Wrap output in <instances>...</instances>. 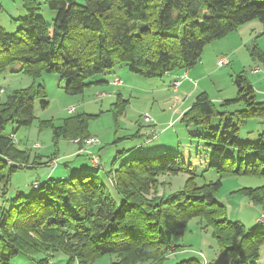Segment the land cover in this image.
I'll return each mask as SVG.
<instances>
[{
  "label": "trees",
  "instance_id": "1",
  "mask_svg": "<svg viewBox=\"0 0 264 264\" xmlns=\"http://www.w3.org/2000/svg\"><path fill=\"white\" fill-rule=\"evenodd\" d=\"M22 2L26 15L16 19V30L8 32L0 26V75L19 62L16 73L30 76L35 83L13 90L0 102V183L4 189L12 173L24 167L19 164H44L30 159L13 142L15 130L29 126L34 119L35 97L42 99V107L47 104L44 86L36 83L43 73L65 79L63 89L67 94L81 93L93 83L90 78L121 62L133 74L158 77L193 67L205 44L225 37L239 25L252 19L264 23V0ZM41 3L56 11L51 26L36 15ZM257 48L252 54L264 63V52ZM233 82L237 94L222 101L220 110L200 92L180 117L185 126L200 129V134L192 136L208 142V168L216 172L217 178L197 183L193 166L167 150L131 155L124 161L120 160L127 151H120L109 169L94 165L88 157L89 170L76 169L67 177L36 183V187L32 183L35 194H20L8 209L2 208L0 264L24 251L25 244L19 239H26L30 230L52 248L75 256L78 264H93L103 255H114L110 264H165L167 249L174 244L173 236H182L193 218L201 222L203 229H211L222 255L229 256L235 264H256L264 235L248 232L238 220L230 221L225 205L216 196L225 175L264 179V132L256 141L239 140V126L264 115V99L256 98L245 74L235 75ZM121 104L124 100L118 99L114 105ZM234 104L243 107L232 109ZM212 117L218 118L217 126L210 124ZM8 124L11 130L4 134ZM71 125L74 132H70ZM85 128L86 117L80 115L54 127L53 134L56 138L67 134L88 136ZM139 135L137 131L128 138ZM99 171L113 185L109 186ZM166 173H185L188 178L173 195L153 198L151 192L159 183L158 176ZM111 189L120 196V203ZM254 189L242 192L255 203L264 202V183ZM11 220L24 223L17 228L23 236L14 228L6 231ZM45 262L39 259L36 263ZM176 264L205 263L189 258Z\"/></svg>",
  "mask_w": 264,
  "mask_h": 264
},
{
  "label": "rangeland",
  "instance_id": "2",
  "mask_svg": "<svg viewBox=\"0 0 264 264\" xmlns=\"http://www.w3.org/2000/svg\"><path fill=\"white\" fill-rule=\"evenodd\" d=\"M4 1L10 7L18 2V0ZM75 1L83 3V0ZM36 15L42 17L51 26L56 11L41 3ZM256 46L257 49L264 52V23L258 19H255L251 28H241L239 33L232 32L229 37L205 44L200 59L194 65L191 73L194 79L200 80L196 88L197 91L184 102V106L188 104L190 107L196 95L204 92L215 109L220 110L222 101L232 99L237 94V87L233 82V78L237 74H245L256 90L257 98L264 99V63L259 57L252 54L253 48ZM221 54H227L224 56L230 60L229 65L222 67L216 65L217 56ZM119 66H123L122 72L120 69H116ZM19 67L20 63L16 62L10 66L9 70L0 75V102L4 101L13 90L35 83L30 76L16 73ZM254 68H258L259 71L253 72ZM104 77L107 78L105 80L109 81L108 84L101 85V83L93 82L78 94H67L63 89L66 80L56 74L43 73L36 80V83L39 82L45 88L46 97L44 100L47 104L42 107V99L35 97L34 119L29 126H21L15 130L13 142L16 147L28 153L30 159H37L39 163L44 164L21 163L19 165L24 167H19L12 173L7 189H4L0 183V211L2 208L8 209L13 199L20 194L25 196L35 194L37 190L31 187L32 182L44 183L46 181L45 173L51 167L56 169L52 174L53 178L57 176L58 170L64 169L63 163L67 161H71L67 163L69 168L82 164L81 170H89L90 165L87 164V160L82 157V154L75 155L73 153L76 148L74 142L84 145L85 139L89 136L95 137L98 142L86 148L91 149L92 147L90 151L101 158V164H99L101 168L109 169L114 154L127 151L122 159L123 161L127 159L124 156L129 159L131 156L130 151H128L130 144L133 143V140L136 142L142 138V136H138L132 139L128 138L129 136L136 134L138 129L141 130L140 133H151L150 131L154 129L159 130L157 127H161L156 125L155 115L163 117L165 120L166 117L172 118L174 113L179 112L181 108V98L179 97L177 100L172 97L170 95L172 92L163 85L165 77L148 81L147 78L130 73L126 64L121 62L117 63L108 74L100 73L89 80L93 81ZM115 80H120L117 87L112 85L118 84L114 83ZM118 99L122 101L124 99V105L115 106L114 104ZM72 107L74 110L70 113L69 109ZM242 107V104H234L232 109ZM145 114L151 118L150 123L142 119ZM80 115L86 117L85 132L88 136L79 135V137L70 134L59 138L54 136V127L61 126L64 120L74 119ZM210 121L212 126H217L219 123L217 117H212ZM72 125L70 132H74ZM252 125L254 124L248 123L246 129ZM10 130L11 125L8 124L3 132L8 134ZM199 130L197 127L185 126L177 121L165 135L159 136L157 142L162 141L164 144L175 147L178 145L172 149V153L180 155L184 162L193 166L198 175L196 181L200 184L204 181L214 180L218 175L214 170L208 168L211 153L208 142L192 136L200 134ZM175 134L180 135V144H178ZM157 136L151 137V141L148 140L153 142ZM239 140L256 141L257 137L253 134L249 139L241 136ZM35 144L40 146L37 148L34 146ZM55 160L56 162H54ZM32 165L33 167H30ZM98 174L105 179L101 171ZM107 175L108 173H106ZM187 178L188 175L185 173L159 175V183L154 187L153 193L151 192L152 197L160 199L173 195L184 187ZM221 179L222 185L216 196L225 205L226 217L240 221L248 232L257 231L256 235H264V202L255 203L247 194L242 192L243 189L248 188L255 190L254 188L264 183V179L250 175H225ZM105 181L109 186L113 185L110 179L107 178ZM111 191L117 203H120V196L113 189ZM5 192L6 195H4ZM23 224L11 220L6 231H11V228L17 230ZM17 231L23 236L20 230ZM30 231L32 232V230ZM31 232H29L30 235L28 234L29 240H27L28 237L19 239L25 244L24 251L13 255L6 264H37L39 259H44L46 261L44 264L67 263L72 255L58 250L56 247L52 248L49 242L43 240L37 233ZM173 243L167 249L165 264H176L189 258H195L205 264H235L229 256L220 253L211 229H203L197 218L189 220L182 236H173ZM112 260H114V255H103L96 259L93 264H110ZM69 264H78L77 258L72 256ZM256 264H264V242H261L258 247Z\"/></svg>",
  "mask_w": 264,
  "mask_h": 264
},
{
  "label": "crops",
  "instance_id": "3",
  "mask_svg": "<svg viewBox=\"0 0 264 264\" xmlns=\"http://www.w3.org/2000/svg\"><path fill=\"white\" fill-rule=\"evenodd\" d=\"M12 1H14V0H12ZM26 15V11H25V8H24V6H23V2H22V0H18V2H16L15 4H14V6L12 7H10V6H8L7 5V3H6V1H4V0H0V26L4 29V30H6V31H8V32H14L15 30H16V28H17V22H16V19H18V18H23L24 16ZM254 22H255V19H252V20H249V21H247V22H245V23H243V24H241V25H239L234 31H232V32H236V33H239L240 32V30H241V28H246V29H248V28H251V27H253V25H254ZM239 30V31H238ZM238 31V32H237ZM232 32L231 33H229V34H227L225 37H223V38H221V39H224V38H226V37H229L230 36V34H232ZM218 40H220V39H218ZM232 51V50H231ZM224 55H227V54H221V55H219V56H217V57H220V56H224ZM229 63H230V60H229ZM229 63L227 64V65H229ZM123 66H119V67H116V69H120V72H122V70H123V68H122ZM194 67V66H193ZM193 67H191V68H189V69H181V70H175V71H170V72H166V73H164L163 75H161V76H158V77H143V76H140V75H136V74H134V75H136V76H140V77H142V78H147L148 79V81H150V79H154V78H162V77H165V80L163 81V85L170 91V92H172V93H170V95L172 96V97H174V98H178L179 99V97L181 98V108H180V110H179V112H175L174 113V116L171 118V117H169V118H167L166 117V119L164 120L163 119V117H159L158 115H155V117H156V119H157V121H156V125L157 126H160L161 128H159V127H157L159 130H157L156 129V134H155V136H157L156 137V139H155V141H153V142H150L151 141V139H146V137L148 136V135H152L153 133V130H151L150 132L151 133H144V132H142V133H140V129H138L139 131V136H142V138H140L139 140H137L136 142H135V140H133V143H131L130 145V147H129V149H128V151H130V153H131V155H133V157H135V156H139V155H142V154H152V153H155V152H159V151H162V150H167V151H170V152H172V149H175L176 147H178V145L175 147V146H169L168 144H164L162 141H160V142H157V139L159 138V136H161L162 134H166L167 133V131L170 129V128H172L173 126H174V124L178 121V122H180V117H181V115L183 114V112L185 111V110H187L188 108H189V105L187 104V105H185L184 106V102L186 101V100H188L191 96H192V94L195 92V91H197L196 90V88H197V85L199 84V82H200V80L198 81V80H196V79H194V77L192 76V71H193ZM114 69V68H113ZM113 69H111V70H109V71H112ZM115 69V70H116ZM109 71H106L105 72V75L106 74H108L109 73ZM130 72V71H129ZM104 73V72H103ZM131 73V72H130ZM183 73H186V76L185 77H183L181 80H180V83H179V85L176 87V88H172L171 87V82L174 80V79H176L178 76H180L181 74H183ZM133 74V73H132ZM105 79H107V78H99V79H94L92 82H95V83H101V85L102 84H108V80H105ZM114 80V79H113ZM154 80H156V79H154ZM153 82H157V81H153ZM167 83V85H165ZM113 86H115V87H117V86H119V83L118 84H112ZM253 86V85H252ZM127 87H128V85H127ZM253 89H254V87H253ZM254 93H255V96H256V90L254 89ZM119 96H121L120 95V93H119ZM256 98H257V96H256ZM177 99V100H178ZM257 99H259V98H257ZM124 100V99H123ZM238 105H240V104H238ZM239 109V108H238ZM172 116V115H171ZM179 119V120H178ZM249 120V121H248ZM248 120H246L245 122H243L240 126H239V137H244L245 139H249L253 134H255V136L257 137V139H258V137H259V135L262 133V132H264V115L263 116H259V117H254V118H250V119H248ZM181 123V122H180ZM251 124V123H253L254 125H252V126H250L249 128H247L246 129V125L247 124ZM181 124H183V123H181ZM242 130V131H241ZM175 132V131H174ZM155 136H153L154 138H155ZM179 137H180V135L178 136L177 134H175V138L177 139V142H178V144H180L181 143V140H179ZM136 138V137H135ZM154 138H152V139H154ZM181 138V137H180ZM134 139V138H133ZM146 139V140H145ZM247 141V140H246ZM249 141V140H248ZM75 144H76V148H75V150H74V154L75 155H81V154H83L82 155V157L84 158V159H86V160H88L87 158L88 157H90V155H89V153H86V152H84V151H79V148H80V146H84V145H81L80 143H78V142H74ZM89 149V148H88ZM91 149H92V147H91ZM91 149H89L88 150V152H91L90 150ZM92 153V152H91ZM116 153V152H115ZM86 154V155H85ZM114 157H115V154H114V156H113V158H112V160L114 159ZM124 157H127V156H124ZM123 158V157H122ZM121 158V159H122ZM101 159V158H100ZM127 159H128V157H127ZM58 161H59V159H58ZM120 161H123V159L122 160H120ZM71 161H67V162H65V163H63V165H65L64 166V169H61V170H58V174H57V176H55L54 177V179H57V178H64V177H67V176H69L70 174H72L73 172H74V170H76V169H82L81 167H82V164L79 166H72V168H69V167H67V163H70ZM88 162V165H90V161H87ZM48 166H51V165H49V164H47ZM90 167H91V165H90ZM54 169V170H53ZM56 171V169L55 168H53V167H51V169L47 172V173H45V177H46V179H48V178H53L52 177V174L54 173ZM83 171V170H82ZM32 183H40L39 181H34V182H32ZM33 188V187H32ZM34 189V188H33ZM229 220H231V221H235V220H237V219H235V218H229ZM240 222V221H239Z\"/></svg>",
  "mask_w": 264,
  "mask_h": 264
},
{
  "label": "built area",
  "instance_id": "4",
  "mask_svg": "<svg viewBox=\"0 0 264 264\" xmlns=\"http://www.w3.org/2000/svg\"><path fill=\"white\" fill-rule=\"evenodd\" d=\"M228 63H229V60H228V57H227V56H220V57H218L217 60H216V65H217L218 67L225 66V65H227ZM258 71H259L258 68H254V69H253V72H255V73L258 72ZM185 76H186V73H183V74H181L180 76H178L176 79H174V80L171 82V87H172V88H176V87L179 85L180 80H181L183 77H185ZM114 83H120V80H115ZM73 110H74V108L72 107V108L69 109V112L71 113ZM142 119H143L145 122H147V123H150V122H151V118H150L149 115H147V114H145V115L142 117ZM152 133H153V134H152V137L155 136V134H156V130L154 129ZM97 142H98V140H97L95 137H91V136H89L87 139H85V144H84V146H83V147H80L79 150H80L81 152L84 151V152L89 153V155H90V161H91L94 165L100 166V165H99V164H101V163H100V158H99L97 155H95L94 153L88 152V149L86 148L87 146H91V145H93V144H96ZM34 146H35V147H37V146L39 147L40 145L35 144ZM38 147H37V148H38ZM54 162H56V160H55ZM34 186L36 187L37 184L35 183ZM200 256H203V255L200 254Z\"/></svg>",
  "mask_w": 264,
  "mask_h": 264
}]
</instances>
